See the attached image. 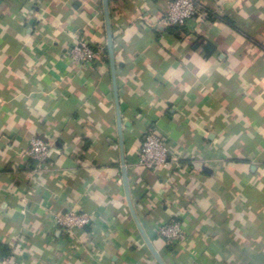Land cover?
Returning a JSON list of instances; mask_svg holds the SVG:
<instances>
[{
	"label": "crops",
	"instance_id": "0c3cea01",
	"mask_svg": "<svg viewBox=\"0 0 264 264\" xmlns=\"http://www.w3.org/2000/svg\"><path fill=\"white\" fill-rule=\"evenodd\" d=\"M107 1L118 110L102 0H0V264H159L128 200L164 264H264V0H195L178 27L170 0ZM78 40L103 57L73 63ZM147 129L167 167L135 165ZM66 211L91 221L69 233ZM171 221L181 243L156 235Z\"/></svg>",
	"mask_w": 264,
	"mask_h": 264
},
{
	"label": "built area",
	"instance_id": "2783aa9c",
	"mask_svg": "<svg viewBox=\"0 0 264 264\" xmlns=\"http://www.w3.org/2000/svg\"><path fill=\"white\" fill-rule=\"evenodd\" d=\"M200 7L195 0H170L163 15V23L167 26H182L194 17ZM69 58L73 63L89 65L104 55L102 46H92L86 41L78 40L68 49ZM50 145L42 138L32 137L23 156L31 163L32 175L41 173L48 168ZM169 151L163 139L151 129L142 135L135 165L144 170H158L167 167L171 162ZM54 223L67 232L79 230L88 225L91 217L86 212H59L53 217ZM156 235L167 244H178L185 240V233L180 222L171 221L156 228Z\"/></svg>",
	"mask_w": 264,
	"mask_h": 264
},
{
	"label": "water",
	"instance_id": "95a60500",
	"mask_svg": "<svg viewBox=\"0 0 264 264\" xmlns=\"http://www.w3.org/2000/svg\"><path fill=\"white\" fill-rule=\"evenodd\" d=\"M102 8H103V16H104V26H105V32H106V48H107V53H108V59H109V64H110V70H111V77H112V83H113V92H114V97H115V102H116V107L118 110V100H117V89H116V82H115V63H114V56H113V40H112V35H111V27H110V19H109V10H108V1L107 0H102ZM118 123V133H119V138H120V144H121V129H120V119L118 116L117 119ZM123 167H122V177H123V184L125 186V191L128 195V186H127V172H126V167L124 165V162L122 160ZM128 197V196H127ZM128 205L131 211L132 218L143 238L145 241L147 247L149 248L150 252L156 259V261L159 264H164L161 258L159 257L158 253L156 250L152 247L150 244L149 240L145 236L144 232L142 231L139 222L135 216V213L133 212L132 206L130 204V201L128 200Z\"/></svg>",
	"mask_w": 264,
	"mask_h": 264
},
{
	"label": "trees",
	"instance_id": "16d2710c",
	"mask_svg": "<svg viewBox=\"0 0 264 264\" xmlns=\"http://www.w3.org/2000/svg\"><path fill=\"white\" fill-rule=\"evenodd\" d=\"M171 27H178V26H171ZM7 254H8L7 248L4 245L0 244V257L6 256Z\"/></svg>",
	"mask_w": 264,
	"mask_h": 264
}]
</instances>
